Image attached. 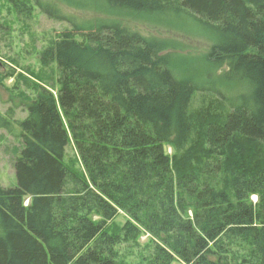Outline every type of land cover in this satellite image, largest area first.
Returning <instances> with one entry per match:
<instances>
[{
    "label": "trees",
    "instance_id": "16d2710c",
    "mask_svg": "<svg viewBox=\"0 0 264 264\" xmlns=\"http://www.w3.org/2000/svg\"><path fill=\"white\" fill-rule=\"evenodd\" d=\"M7 1L68 27L37 55L57 94L35 84L25 118L0 115L22 143L16 186L0 183V264H233V240L264 264V0ZM172 14L211 35L203 70L128 22ZM144 234L150 259L120 252Z\"/></svg>",
    "mask_w": 264,
    "mask_h": 264
},
{
    "label": "rangeland",
    "instance_id": "374dc122",
    "mask_svg": "<svg viewBox=\"0 0 264 264\" xmlns=\"http://www.w3.org/2000/svg\"><path fill=\"white\" fill-rule=\"evenodd\" d=\"M78 14L86 17V14ZM160 20L164 28L141 23L139 20L128 19V22L146 35L174 39L186 45L189 47L188 51L197 56L192 60L181 58L178 60L179 65L203 70L204 54L212 44L209 32L180 15L172 14L160 17ZM65 27H68L67 23L53 21L37 8L30 20L22 21L7 0H0V115L11 121L25 118L27 114L23 103L35 96V84L46 86L57 94V64L42 67L37 55L56 38V32ZM168 27H172L173 31L167 30ZM186 33L191 34L193 38L185 36ZM195 103V106H198L201 99H197ZM21 147L19 138L11 135L6 128H0V183L4 187H14L17 184L14 162ZM168 149L171 152L170 147ZM77 156L75 147L69 145L65 163L73 169H81ZM251 198L253 202L258 200L257 195H252ZM119 220L124 222L123 217ZM148 239L149 235L144 234L140 238V245L137 246L124 241L120 252L123 254L133 249L136 255H130V260L136 261L140 255L147 261L154 250ZM225 241L230 242L229 239ZM231 242L233 264H262L261 257L251 246L240 241ZM141 253H144V256Z\"/></svg>",
    "mask_w": 264,
    "mask_h": 264
}]
</instances>
